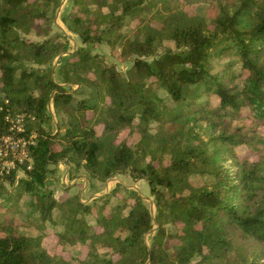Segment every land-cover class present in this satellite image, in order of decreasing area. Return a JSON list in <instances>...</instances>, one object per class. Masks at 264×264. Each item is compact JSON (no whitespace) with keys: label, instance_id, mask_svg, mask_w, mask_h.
Wrapping results in <instances>:
<instances>
[{"label":"trees","instance_id":"trees-1","mask_svg":"<svg viewBox=\"0 0 264 264\" xmlns=\"http://www.w3.org/2000/svg\"><path fill=\"white\" fill-rule=\"evenodd\" d=\"M67 1L62 29V0H0V133L19 116L35 135L31 168L0 176V200H22L37 230L0 221V264H264V0ZM61 162L89 183L145 181L154 212L121 182L59 200Z\"/></svg>","mask_w":264,"mask_h":264},{"label":"rangeland","instance_id":"rangeland-1","mask_svg":"<svg viewBox=\"0 0 264 264\" xmlns=\"http://www.w3.org/2000/svg\"><path fill=\"white\" fill-rule=\"evenodd\" d=\"M71 8H70V4L67 0H62L61 5L59 6V8L56 10L58 13L56 15L55 18V22L58 26H60L63 29V24L60 20V14L62 12H70ZM65 33L67 34V36L70 39V48H75L76 46H79L81 44L80 39L73 33H70L66 30H64ZM30 38L36 39L37 37L35 35H29ZM165 44L167 46L173 47V42L171 41H166ZM70 51H72V49H70ZM99 51H103V53H106L108 56H110V51L108 49L107 46H105L104 44H102L99 47ZM109 61H114L117 66L119 68H121V70L125 71L131 64L132 59H127L126 61H122L120 59L115 58L114 56H111L109 59H107ZM58 57L55 58V60L52 63V69L54 71V77L57 81H59L60 77L58 74ZM160 95L165 96V93L162 91H159ZM77 97H82V95H78L75 94ZM49 111L51 113L52 116V120L49 124L48 130L52 131V132H56L57 130V122H59V116L58 114H55L53 106H52V102L49 103ZM62 118V117H60ZM236 152L240 155V156H245L248 155V152L245 150V148L243 146L237 147L236 148ZM227 165H230L229 162L226 163ZM70 170V169H69ZM68 171V170H67ZM67 171L63 172H56L55 174L50 175V180L48 182V189L59 199L61 200L62 198H65L66 194H70V195H74L77 192H79L78 190H80V188H82V184L83 181H80V177L82 178V176L84 175V171L83 170H70V173ZM64 174L66 176V179H64ZM69 175H72V177H70ZM124 183L127 184H135V189L142 195L143 199H144V203L149 206V208L151 209L152 212H154V207L152 204V196L150 195V193H148L146 191V194H143V189L146 188L145 186V181H140L139 183H132L131 179H125L123 180ZM79 183V184H78ZM75 184V185H73ZM145 186V187H144ZM71 187H74L73 189H70ZM111 187H109L107 189H110ZM143 188V189H142ZM110 191V190H109ZM100 192V190H99ZM102 192V191H101ZM100 192V193H101ZM143 192V193H142ZM128 192L125 189H120L117 193V196H111L109 197L110 199V204L111 205H115L116 203H122V200L120 197H124L127 196ZM89 196H91V191L89 190L84 196H82L81 201L82 202H87V199H89ZM6 203L4 200H0V221H6V219H9V217H13V219L16 220L17 225L20 229V231L22 233L25 234H36L37 230H35V228L33 227V225L31 224V218L27 217L26 215H24L23 213H19L17 212V208H21L23 209V203L22 200L19 201V203L15 206L13 205V207H9V208H5L4 206H2L1 204ZM6 206V205H5ZM58 216V212L56 213V217ZM33 222V221H32ZM49 226H51V224H49ZM150 237L151 234H147L146 235V240L149 242L150 241ZM71 253H73L74 255H78L80 252L83 253L86 251V248L79 245H72V246H68L67 247ZM105 251V249L103 248H99V252L103 253ZM202 261H200V257H195L193 258L188 264H206V263H200Z\"/></svg>","mask_w":264,"mask_h":264},{"label":"built area","instance_id":"built-area-1","mask_svg":"<svg viewBox=\"0 0 264 264\" xmlns=\"http://www.w3.org/2000/svg\"><path fill=\"white\" fill-rule=\"evenodd\" d=\"M7 133H0V176L11 172L23 174L31 168L30 145L34 144V134L21 135L24 131L22 118L11 119ZM64 179L66 176L64 174Z\"/></svg>","mask_w":264,"mask_h":264},{"label":"crops","instance_id":"crops-1","mask_svg":"<svg viewBox=\"0 0 264 264\" xmlns=\"http://www.w3.org/2000/svg\"><path fill=\"white\" fill-rule=\"evenodd\" d=\"M56 168H57V172H60V171H63V172L65 171L66 172L68 170L67 165L65 163H63V162L59 163ZM20 175H22V174H20ZM125 179H131V178L129 176H126V175L125 176H115V177H113L111 179H108V180H106L104 182L91 181V183H89V181H87V179L85 178V174H84L82 176V178L80 177V180H79V182L80 181H83V184H82L83 186H82V188H80V190H78L79 192H77V193L82 198V196H84L90 190L91 191V196H89V199H91V198H94V197H96L98 195H101L103 193H107V189L109 187H111L109 189V190H111L119 182H121L124 185H126L124 183V181H123ZM131 181H132V183H139L142 180H132L131 179ZM126 186L129 189L136 190L135 189V187H136L135 184H127ZM145 186H146V188H144V189L142 188L143 189V192H144V193L142 192L143 194H146V191L149 193V187L147 186L146 183H145ZM70 189H73L74 190V187H71ZM99 190H100V192L101 191L102 192L100 193ZM109 190H108V192H109Z\"/></svg>","mask_w":264,"mask_h":264}]
</instances>
